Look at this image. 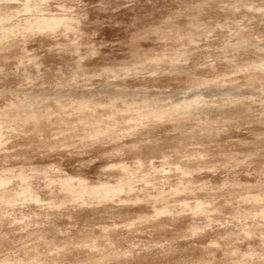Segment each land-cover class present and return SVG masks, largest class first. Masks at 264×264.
<instances>
[{"label":"rangeland","instance_id":"374dc122","mask_svg":"<svg viewBox=\"0 0 264 264\" xmlns=\"http://www.w3.org/2000/svg\"><path fill=\"white\" fill-rule=\"evenodd\" d=\"M263 67L264 0H0V264H264Z\"/></svg>","mask_w":264,"mask_h":264},{"label":"bare ground","instance_id":"6f19581e","mask_svg":"<svg viewBox=\"0 0 264 264\" xmlns=\"http://www.w3.org/2000/svg\"><path fill=\"white\" fill-rule=\"evenodd\" d=\"M39 24H40V23H39ZM37 25H38V24H37ZM46 25H47V24H46ZM40 26H41V25H40ZM50 26H51V25H50ZM43 27H44V26H43ZM260 67H261V66H260ZM263 68H264V67H263ZM261 70H262V69H261ZM2 183H5V182H1V181H0V185H3ZM83 186H84V185H83ZM69 188H70V187H69ZM71 188H72V187H71ZM79 188H80V187H79ZM82 188H83V187H82ZM76 189H77V188H76ZM66 190H67V189H66ZM78 190H79V189H78ZM84 190H86V189H84ZM69 191H70V190H69ZM80 191L82 192V189H81ZM91 191H92V189H91ZM91 191H89V192L91 193ZM74 192H75V191H74ZM83 192H84V191H83ZM87 192H88V190H87ZM87 192H86V194H88ZM95 192H96V191L94 190V192H92V193L95 194ZM71 193H72V192H71ZM74 194H75V193H74ZM84 195H85V194H83L82 196H84Z\"/></svg>","mask_w":264,"mask_h":264}]
</instances>
